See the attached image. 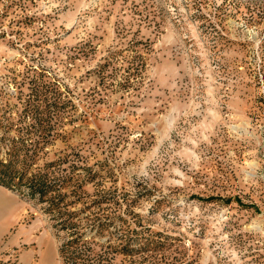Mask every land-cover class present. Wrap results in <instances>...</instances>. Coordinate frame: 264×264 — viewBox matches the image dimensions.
I'll use <instances>...</instances> for the list:
<instances>
[{"label": "rangeland", "instance_id": "rangeland-1", "mask_svg": "<svg viewBox=\"0 0 264 264\" xmlns=\"http://www.w3.org/2000/svg\"><path fill=\"white\" fill-rule=\"evenodd\" d=\"M0 177V264H264V0H0Z\"/></svg>", "mask_w": 264, "mask_h": 264}, {"label": "trees", "instance_id": "trees-1", "mask_svg": "<svg viewBox=\"0 0 264 264\" xmlns=\"http://www.w3.org/2000/svg\"><path fill=\"white\" fill-rule=\"evenodd\" d=\"M42 178H30L29 186L33 189L31 193L39 192L42 194L44 189L42 184ZM0 184L10 187L12 186L9 181L0 177ZM239 202V200H238ZM59 253L64 257V264H103L104 253L94 252L90 246H85L84 239L76 236L72 239L61 244L59 247Z\"/></svg>", "mask_w": 264, "mask_h": 264}, {"label": "bare ground", "instance_id": "bare-ground-1", "mask_svg": "<svg viewBox=\"0 0 264 264\" xmlns=\"http://www.w3.org/2000/svg\"><path fill=\"white\" fill-rule=\"evenodd\" d=\"M0 189H1V190H6L7 188H6V186L0 184ZM10 211H11V212H10ZM8 212L10 213L11 216H13L14 212L12 211V208H9V209H8ZM9 213H8V214L5 213V217H6V218L10 217ZM33 213L37 214V211L34 210ZM8 215H9V216H8Z\"/></svg>", "mask_w": 264, "mask_h": 264}]
</instances>
